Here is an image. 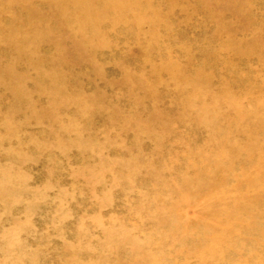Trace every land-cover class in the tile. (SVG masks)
Returning a JSON list of instances; mask_svg holds the SVG:
<instances>
[{
    "label": "rangeland",
    "instance_id": "rangeland-1",
    "mask_svg": "<svg viewBox=\"0 0 264 264\" xmlns=\"http://www.w3.org/2000/svg\"><path fill=\"white\" fill-rule=\"evenodd\" d=\"M0 264H264V0H0Z\"/></svg>",
    "mask_w": 264,
    "mask_h": 264
}]
</instances>
